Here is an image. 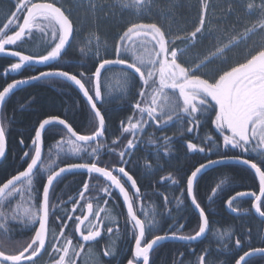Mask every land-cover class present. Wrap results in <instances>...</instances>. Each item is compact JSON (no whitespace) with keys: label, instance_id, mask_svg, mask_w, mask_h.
I'll list each match as a JSON object with an SVG mask.
<instances>
[{"label":"snow or ice","instance_id":"6c2138e0","mask_svg":"<svg viewBox=\"0 0 264 264\" xmlns=\"http://www.w3.org/2000/svg\"><path fill=\"white\" fill-rule=\"evenodd\" d=\"M122 8L133 9L136 13L143 14L149 8L150 0H117ZM201 13L198 26L187 35L179 34L173 36L170 31L165 32L157 23H130L118 35L113 46L111 55L105 45L104 54L99 51V37L95 49L89 47L95 63L94 70L88 73L80 71L73 74L59 67H53V62H58L67 47L75 38L77 29L71 18V10L57 6L56 0H17L15 11L11 12V18L0 28V54L9 52L6 46H15L23 42L25 37L33 34V29H38L42 35L41 42L46 45L45 51L38 54H25L22 51H10L12 57H18V61L12 63L7 71L18 72L26 65L44 64L47 70L40 71L22 79H13L0 90V106H3L9 95L21 85L31 81L50 77H62L75 86L86 98V103L93 114V130L89 134H79L66 119L59 116H49L39 122L34 129V137L31 139L30 150L25 151L22 160L26 162V168L18 171L5 182L0 183V234L5 237L10 231V221L21 219L23 227L33 232V235L18 247L8 250L0 246V264H36V261L45 253H48L50 264H77V258L83 252L85 246L96 242L102 236V229L107 233L114 232L112 223L114 218L110 216L101 217L100 211H94L93 203L85 200L86 193L91 192L90 180L103 177L105 186L101 189L108 196L112 195L111 189H117L123 197L127 213L125 223L131 224V234L134 240L131 258L127 264H150V253L160 242L167 239L194 241L204 237L209 230V219L205 209L201 207L194 188L198 176L203 171L215 165H227L231 162L243 164L253 170L259 180V194L256 192H236L226 203L228 207L236 212L234 202L238 198H253L251 207L259 217L264 218V43L259 47L249 49L242 62H229L228 52L236 48L241 42L248 40L250 34L257 32L264 34V0L257 5L254 2L247 3V9L259 8L260 17L250 26H245L242 32H235V25H230L232 35H228L229 29H217L220 43L210 55L199 61L183 60L187 48L194 47L195 43L204 38L206 28L205 13L209 8L208 0H200ZM92 10L95 11V0H90ZM231 12V8L228 10ZM22 18V23L20 22ZM15 29V30H13ZM11 33V34H9ZM50 34V35H49ZM199 34V36H198ZM93 37L89 38L91 45ZM177 41L185 44L180 48ZM83 52L84 49H81ZM219 60L227 67L215 70V73L204 72L208 64ZM113 67L120 69L119 77L121 84L126 89H131L137 82L140 84L136 102L133 105V115L127 117V121H121L120 135L111 140V145L105 142L106 118L101 111L104 101V89L107 81L102 80L105 72ZM138 78V81H137ZM208 114L214 115L210 120L214 125V134L206 136L199 135L202 119ZM180 124L178 129L182 134H194V139L199 143L188 140L186 150L189 153L204 154L205 162H198L194 170H189L184 177L177 178L169 174L161 180L171 181L174 185L181 182L186 183V188L181 190L183 197L185 192L191 198V204L199 212L198 230L193 235H184L183 224L178 227L170 225L163 234H154L159 230V221L153 211L151 218L147 212H143L144 218L138 214L136 205L140 199V189L137 180L126 170L131 163V155L139 146L140 134L144 133L146 127H155L164 130L172 124ZM62 125L69 135L67 140L61 138L56 145V156L61 154L82 156L87 155L89 159L80 163H68L64 167L53 168L54 160L46 165L42 156L43 133ZM127 134V135H125ZM165 151L171 143V138H163ZM121 140H126L120 149ZM23 145L24 141H20ZM156 143V141H152ZM67 145V148H65ZM102 149H107V154L115 156V162L101 166L103 160L100 158ZM120 149V150H117ZM6 153V127L0 123V158ZM215 155L216 158H210ZM51 157V151H49ZM76 169H83L89 174V180L83 183L79 191V199L69 197L73 204L72 213L77 207L81 208V215H68L67 220L73 221L72 234H66L67 221L62 217H55L61 223L58 234L50 231V209L57 207L51 204L50 192L54 188V182L64 173ZM93 174H96L93 176ZM46 175V182L42 184V194L37 200L34 198V184L38 178ZM221 183H224L223 181ZM130 185L135 191L132 195L125 187ZM212 189L215 195L217 188ZM20 197L30 202L29 206L23 207L17 204L9 212L6 210L8 202ZM164 204L170 201L164 196ZM177 204H182L183 199L176 198ZM85 200L81 205L80 201ZM107 203V201H105ZM86 208V213L84 212ZM55 216V212L51 213ZM171 215V212L168 213ZM95 217V222L90 220ZM108 220V224L104 223ZM92 226L82 228L85 222ZM117 230L118 227H117ZM80 238L79 250L74 248L75 235ZM151 235V239L148 236ZM250 237V232L248 233ZM229 236V247L231 236L228 232L220 234L221 240ZM4 243L0 240V245ZM234 249L238 258L235 264H249V259L257 254L264 256V247H248L244 251V242L241 238H235ZM242 252V254H239ZM107 249L104 250L105 257L113 255ZM181 255H183L181 253ZM208 251L200 254L195 264H208ZM179 264H184L183 260Z\"/></svg>","mask_w":264,"mask_h":264},{"label":"trees","instance_id":"16d2710c","mask_svg":"<svg viewBox=\"0 0 264 264\" xmlns=\"http://www.w3.org/2000/svg\"><path fill=\"white\" fill-rule=\"evenodd\" d=\"M249 2H254L259 5L261 0H209V8L205 19L208 31L205 32L202 41L198 40L194 47L189 48L190 51L204 57L210 55L220 43L217 40V36L219 35L217 29H229L227 34L232 35L233 30L229 28L230 25L234 24V31L239 33L243 31L245 26H250L252 23H255L260 17L259 8L247 9V3ZM16 3L17 0H0V28H3V25L11 18L10 13L15 11ZM229 8H231V12L228 11ZM200 13V0H150L149 8L138 19L134 18L133 21H130L129 18L124 16L123 21L121 20L118 24H104V28L111 34L109 36L113 42L112 46H114L118 35L122 33L126 26L133 22H155L166 33L170 31L174 38L175 35H187L194 30L198 26ZM261 43H264V34L259 32L250 34L247 41L241 42L236 48L228 52V58L243 60L249 49L259 47ZM177 45L180 48L186 46L180 41H177ZM40 48L45 51V47L40 46ZM112 50L108 58H114L111 55ZM94 63L95 61L92 57L83 58L77 48L71 47L55 67L62 68L73 74H77L80 71L88 73L89 70H94ZM119 72L120 69L118 67H113L105 72L102 77V80L107 81L104 89L105 102L102 105H98V107H101V111L106 118L107 130L105 133V142L108 145H111V140L120 135L121 121L126 122L127 117L133 115V105L136 102L137 93L140 88V84L137 82L131 89H126L120 82ZM60 83L62 84L60 86V92L51 89L50 86L42 87L41 85H33L15 96L17 104L13 106L12 103L8 109V113L12 111L15 114V124L8 137L11 151H9L6 161L0 165V183L5 182L26 167V162L24 161L17 167L19 160L15 162L13 157L16 154L23 156V153L27 150L26 147L31 144V139L34 137L33 127L41 118L61 115L79 133L89 134L93 130V114L84 99L75 89H72L65 82H58L54 86H58ZM70 92H73V96L80 101L79 104L81 103L82 107H79V104H75L74 101H68L67 97ZM65 113H68V115H65ZM210 116L211 114H208L206 118ZM7 123L9 128L11 123L9 121ZM180 128L181 125L177 123L162 131L155 127L144 131L142 137L144 139L140 142L142 148L140 147L138 150L134 149L130 157L132 162L126 166V169L130 170L134 179L137 180L140 190L144 191L152 186L151 188L158 189L164 194L156 193V199L154 198L151 201V205L155 201L156 206L150 209V213L148 214L149 218H151L153 211H155L156 219L159 221V230L154 234H163L169 229L170 225L178 227L179 224L184 225L182 229L184 235H193L198 230L199 216L191 206L186 192L183 197L181 196V190L186 188V183L181 182L179 185H174L170 182L169 187L167 183L161 182V178L167 177L169 174L177 178L183 177L178 171L183 173L186 171L189 172V170H194V166L198 162H204L206 160L204 154L187 152L186 142L188 140H193V142L197 143L199 141L195 140L194 136L188 135V133L182 134L178 131ZM208 134L209 132L207 134H201L200 136H206ZM164 136L171 138V143L167 146V151H165L162 139ZM21 140L24 141L23 145L20 142ZM47 140V146L49 147L51 146V142L49 141L52 140L49 134H47ZM122 141L120 144L123 148L126 140L123 143ZM152 141H156V143H152ZM65 148H67V145H65ZM139 155L149 156L152 160L159 158L165 160V168L157 171L155 180H149L143 175V171L145 169L149 171V168L142 162L138 165L140 161L138 159ZM68 157H73L74 159L72 160ZM85 158L89 157L87 155L72 156L63 153L57 158L55 151V158L50 159L56 161L55 164H58V160L63 162L62 164H66L84 162L86 160ZM210 158L215 159L216 156L212 155ZM41 177L34 185V188L38 190V192H35L39 195L38 199L40 198V194H42V184L46 180V175H42ZM73 177V181L70 182L71 192L81 188L87 176L83 173L70 176V178ZM222 181L224 183H221ZM217 185H220V187L217 188L214 195L212 189L216 188ZM154 186L157 188H154ZM242 191L259 192V181L247 166L223 165L202 175L196 185L195 194L198 202L205 209L209 218V233L203 241L194 245L175 242H170V244L165 243L162 246L164 250L159 256L158 264H168L169 257L170 264H177L180 260H183L184 264H195L198 256L205 250L208 251V264H215L216 261H222L223 264L226 262H228L227 264H235V259L238 258L237 251L234 249L236 235H244L241 237L244 242V247L262 246L264 240L261 232L264 221L253 214L251 207L252 200L237 199L234 202L233 206L240 213L238 215H232L226 210V201L235 195L236 192ZM165 195L168 196L170 201L167 206H165L163 199ZM176 198L183 199V203L178 205ZM169 211L171 215L168 214ZM225 232H228L231 236V243H229L228 248H225L229 250V253L222 255L221 258L218 257L219 251L217 247L224 248L222 245L228 243L229 236H224L223 240L220 237V234ZM249 232L250 237L248 235ZM243 250L245 251V248ZM239 254H242V252ZM228 256L232 257L230 262L227 260ZM249 264H256V262L251 260Z\"/></svg>","mask_w":264,"mask_h":264},{"label":"flooded vegetation","instance_id":"af4514ba","mask_svg":"<svg viewBox=\"0 0 264 264\" xmlns=\"http://www.w3.org/2000/svg\"><path fill=\"white\" fill-rule=\"evenodd\" d=\"M48 2H52V0H48ZM56 3H57V6H63L64 9H70L71 10V18L73 19V21L75 23V27L77 29V32H76L75 38H74V39H76L78 36V25H79L78 17L75 14V13H77L76 8L85 7V4H84L85 2L80 3L79 0H56ZM20 21L22 23V18ZM13 30H15V29H13ZM9 34H11V33H9ZM42 35L43 34H41L37 29H33V34L30 37H26L23 42H19L17 45L9 46L7 48L9 49V52L10 51H22L25 54L43 53L44 51L41 50L40 46L46 47V45L41 42ZM33 42H34V44H33ZM74 45H75V43L73 44L72 47H74ZM17 61H18L17 59H14V58L9 57V56L8 57L3 56L2 54H0V90H2V88L4 86H6L7 83H10L13 79L26 78V77H29L31 75H35L40 71L47 70V67H35V66H31V65H26L21 70H19L18 72L12 73V72L7 71L9 69V66L12 63L17 62ZM55 66L56 65H53V67H55ZM58 82H63V81L58 80V79H49V80H42V81L34 82L30 85H27V86L21 88L20 90L18 89L17 91H15L10 96V98H8L6 100V102L2 108V111H1V121L6 127V140H7V144H8V151H7V155H5L6 157L4 158V160L2 162H0V165L6 161V159L8 158V155H9V151H11L8 137H9L10 131L13 129L14 125L11 124V126L8 128L7 115H8V109H9L10 105H12V103H13V106L15 104H17L16 103L17 101L15 100V96H17L23 90L27 89L29 86H33V85H41L42 87L50 86L51 89H53L57 92H60V86L62 84L60 83L58 86H54V85H57ZM72 89H74V87H72ZM65 115H68V114H65ZM56 116H59L61 119H66V118H63L61 115H56ZM46 118L47 117L41 118L39 120V122H41L42 120H44ZM212 118H214V115L211 114V116L209 118H203L202 119V125L198 130L199 135L207 134L208 132H209V134H214L212 131L214 129V125H212L210 122V120ZM39 122L35 124V126L33 127V130L39 126ZM173 125H175V124H172L170 126H173ZM149 128H152V127H146L145 131ZM73 129H74V127H73ZM47 134H49V136H51V139H52L51 141H49V142H51V146H49V147L47 146V142H48ZM69 135L70 134H68L66 132V129H64L62 127V125H56L54 128H50V129L45 131V133H44V158H43L45 164L50 162L49 161L50 158H53V159L55 158V153L52 154L51 157H49V154H47L49 152L48 148L50 149V151L54 150V152H55L56 151V145L61 140V138H63L64 140H67L69 138ZM143 135H144V133L140 134V141H142L144 139V138L142 139ZM188 135L194 136V134H188ZM124 141L125 140H123L122 143ZM30 146H31V144L28 147H26L27 148L26 151L30 150ZM140 147L142 148V146H140V143H139V146L136 148V150H138ZM121 148L122 147L120 144V149ZM120 149H117V150H120ZM100 158L103 160V162L105 161V163L101 164V166H105V165H108L109 163L115 162V160L117 159V157L110 156L107 153H105V154L102 153ZM131 162H132V160H131ZM60 164H62V163H60ZM140 164H141V161L138 162V165H140ZM60 167H64V165H60ZM56 168H57V166H56ZM77 174H79V173H77ZM77 174H74V175H77ZM86 176H87L86 180H89L88 173ZM41 178H43V177H41ZM40 179L38 178L37 180L39 181ZM73 179H74V177L70 178L67 176L59 178L58 181L54 184V188L50 193L51 204L56 205L57 207H55L54 209H50V225L49 226H50V231L55 232L57 234L59 232V228L56 225L60 224L61 222L59 220H56L55 217H62L64 221H67L68 227L65 229V232H66V234L70 235V234H72V230L74 228V223H73V221L67 220V216L68 215H73V216L81 215V208L79 206L77 207L76 212L72 213L73 204L71 202H69V197H73L74 199H79L78 193L83 188V186H82L81 188L75 189L74 191L71 192L70 191V189H71V183L70 182H72ZM45 182H46V180L44 181V183ZM89 182H90V186H91V192L86 193L85 200H88V201L93 203L94 211H100L101 209L104 210V211H101V217L102 218L105 217L106 215L114 218V222L111 225V226H113L114 232L112 234H109L105 230L102 229V236L97 238L96 242H92V243L87 244L85 246L83 252H81L79 258H77V264H127V259L131 258L132 249L134 247V240H133L132 234H131V224L125 223V217H126V213H127L126 205L124 204V201H123L121 195L115 189L110 190L112 192L111 196H108L101 191V189L105 186L104 179H101L100 177H98V178L90 180ZM161 182L167 183V185L170 187L171 181H168V180L162 181L161 180ZM35 184H36V182H35ZM125 187L129 190L130 195H132V193L135 191L134 189L130 188L129 184H126ZM138 187H139V185H138ZM154 188H157V187L154 186ZM139 189H140V187H139ZM155 193H162V192L159 191L158 189L156 192L153 191L151 193H148L147 189L144 191L140 190V199L136 205V208H137L138 214L141 215L142 219L144 216L143 212H147L149 214L150 209H152L153 207L156 206L155 201H153L152 205H151V201L155 198V195H156ZM38 196L39 195L37 193H34L35 199H38ZM85 200L80 201V204L84 205ZM105 201H107V203H105ZM29 203L30 202L26 201V199H21L20 197H17L16 199L8 202V205L6 206V210L10 212L13 207H15L17 204H20L21 205L20 211L22 212L23 207L29 206ZM141 209H143V212H141ZM52 211L55 212V216H53L51 214ZM84 212L86 213V208H84ZM90 220L95 222V217H90ZM104 223L107 225L108 220H105ZM91 226L92 225L86 221L85 225H82V228H88ZM8 227H9L10 231L8 232L6 237L3 234H0V240L4 241V243L0 246L6 247L8 250H11V249L18 247L20 244H23L24 242H26L33 235L32 231H30L28 228L23 227V225L21 223V219L10 221ZM117 227L119 230H117ZM261 234H262V237L264 240V226L262 228ZM148 239H151V236H148ZM79 242H80L79 235L76 234L74 237L73 246L77 250H79ZM200 242H198V243H200ZM168 243L170 244V241ZM195 244H197V243H195ZM192 245H194V244H192ZM252 247H256V246H252ZM257 247H264V243L262 246H257ZM244 248H245V251L248 250V246H246ZM105 249H107L111 252H114V254L105 257L103 255V252ZM217 249L219 251L218 257L222 258V255L229 253V250H227L225 248L217 247ZM163 250H164V248L161 246V247H158L157 249H154L153 252L150 253V264H158L159 259H160L159 256H160V254H162ZM230 253H232V252H230ZM251 260L255 261L256 264H258V263L264 264V256L252 257L249 259V262ZM36 264H50V258H49L48 253L43 254L36 261ZM168 264H170V257L168 259ZM215 264H223V262L222 261H216Z\"/></svg>","mask_w":264,"mask_h":264},{"label":"rangeland","instance_id":"374dc122","mask_svg":"<svg viewBox=\"0 0 264 264\" xmlns=\"http://www.w3.org/2000/svg\"><path fill=\"white\" fill-rule=\"evenodd\" d=\"M79 2H85V7L76 8L77 13L75 14L78 17V28H80V30L78 31V36L74 41V46L77 48L83 58L92 56V52L89 51V47L93 48V50L95 49L97 41L94 37H99V51H104L106 45L108 52H111L113 48V42L109 36L111 35L110 32L105 30L104 24H118L121 20H124V16L129 18L130 21H133L134 18L138 19L142 15L136 13L133 9L122 8L121 5L117 3V0H95V11L92 10L90 0H79ZM90 37H93L91 45L88 43ZM81 49H84V51L82 52ZM203 57L204 56H201L200 54L196 55L194 52L190 51L189 48H187L182 59L191 62L193 60H202ZM242 61V59L238 58H229V62L231 63ZM219 66L221 68L227 67V65L221 64L219 60H215L208 64V66L203 69V71L210 72V70H217L219 69ZM54 153V150H51V155ZM47 154H49V152Z\"/></svg>","mask_w":264,"mask_h":264},{"label":"bare ground","instance_id":"6f19581e","mask_svg":"<svg viewBox=\"0 0 264 264\" xmlns=\"http://www.w3.org/2000/svg\"><path fill=\"white\" fill-rule=\"evenodd\" d=\"M80 30V28H78V31ZM70 99H69V98ZM68 97H67V99H68V101L69 100H71V102H73L74 101V103L76 104H79V100L76 98V97H74L73 96V92H70L69 94H68ZM79 107H82L81 106V103L78 105ZM12 111H9V113H8V115H7V119H8V121L11 123V124H15V114H13V112L11 113ZM65 114H68V113H65ZM46 117V116H45ZM48 117V116H47ZM22 158V155L21 154H16L14 157H13V160L16 162L17 160H19L18 161V163H17V167H19L22 163H23V160L21 159ZM69 159H74L73 157H68ZM138 159L144 164V165H146L147 166V168H149V171H147L146 169L143 171V175L147 178V179H149V180H155L156 179V175H157V171L159 170V169H163V168H165L164 167V163H165V160L164 159H156V160H152L151 159V157H149V156H145V155H139L138 156ZM56 162V161H55ZM153 162V163H152ZM205 162V161H204ZM57 165L56 164H54L53 165V168L54 169H58V167H60V165H66V164H60V163H63V162H60L59 160L57 161ZM169 165H170V162H169ZM56 166H57V168H56ZM167 168V167H166ZM216 168H218V167H216ZM167 169H169V168H167ZM213 169H215V168H213ZM212 170V169H211ZM155 172H156V174H155ZM179 172V174H181V176H183L184 177V175H185V173H189L188 171H186V172H180V171H178ZM73 175V173H67L66 175H64V176H67V177H70V176H72ZM64 176H62V177H64ZM152 186H150V187H148V189H147V192L148 193H151V192H156L157 190L156 189H153V188H151ZM152 189V190H151ZM156 194V193H155ZM192 206V205H191ZM193 207V206H192ZM193 209H194V207H193ZM195 210V209H194ZM196 211V210H195ZM196 214L199 216V214L196 212ZM207 215V214H206ZM209 219V218H208ZM244 235H236L235 237L236 238H241V237H243ZM180 244H182V243H180ZM231 256H228L227 257V260L230 262L231 261ZM169 259V258H168ZM228 262H226V263H224V264H227Z\"/></svg>","mask_w":264,"mask_h":264},{"label":"water","instance_id":"95a60500","mask_svg":"<svg viewBox=\"0 0 264 264\" xmlns=\"http://www.w3.org/2000/svg\"><path fill=\"white\" fill-rule=\"evenodd\" d=\"M72 42H73V40H72ZM72 42H71V44H72ZM6 47H9V46H6ZM69 47H71V45L69 46ZM69 47H67L66 48V50H65V53H66V51L68 50V48ZM10 52H7V53H4V54H2L3 56H9V57H12L10 54H9ZM64 53V54H65ZM64 54H63V56H64ZM62 56V57H63ZM12 58H14V59H17L18 60V57H12ZM54 63H56V62H53V64ZM52 64V65H53ZM31 66H35V67H48L47 65H44V64H32ZM56 78H59V79H62V80H64V81H66L64 78H62V77H56ZM36 81H38V80H36ZM36 81H31L30 83H28V84H25V85H21V86H19L17 89H15L10 95H9V97L8 98H10V96L15 92V91H17L18 89L20 90L21 88H23V87H25V86H27V85H30V84H32V83H34V82H36ZM66 82H68V81H66ZM68 83H70V82H68ZM71 84V83H70ZM75 87V86H74ZM76 88V87H75ZM77 89V88H76ZM78 90V89H77ZM79 91V90H78ZM80 92V91H79ZM80 94L82 95V93L80 92ZM82 97H83V95H82ZM7 98V99H8ZM6 99V100H7ZM83 99H85L86 100V98H84L83 97ZM4 106V105H3ZM3 106H0V123H1V111H2V108H3ZM45 133V132H44ZM44 133H43V153H42V156H43V154H44ZM7 151H8V144H7V140H6V153H5V155H7ZM6 156H4L3 158H0V162H2L3 160H4V158H5ZM229 164H239V163H235V162H231V163H229ZM240 165H243V164H240ZM218 166H222V165H215V166H212V167H210V168H208L207 170H205V171H203V173L201 174V175H199L198 176V179H197V182H198V180H199V178L202 176V175H204L206 172H208V171H210L211 169H213V168H216V167H218ZM253 171V170H252ZM74 172H86V170H83V169H76V170H73L72 172H69V173H74ZM254 172V171H253ZM67 173H64V174H62V176H64V175H66ZM96 175V174H95ZM61 176V177H62ZM61 177H59V178H61ZM58 178V179H59ZM101 178H103V177H101ZM104 179V178H103ZM56 182H54V184H55ZM197 184V183H196ZM195 187H196V185H195ZM118 193H119V191L117 190V189H115ZM120 194V193H119ZM194 194H195V189H194ZM121 195V194H120ZM121 197H122V195H121ZM189 198V201H190V203H191V198L190 197H188ZM242 198H250V197H242ZM122 199H123V197H122ZM238 199H240V198H238ZM192 205V204H191ZM194 207V206H193ZM195 209V208H194ZM227 209H228V211H230L231 213H233V214H236L237 213V211L236 212H233L229 207H228V205H227ZM196 210V212L199 214V212H198V210L197 209H195ZM253 212H254V214L258 217V218H260L261 220H264V218H262V217H259V215L257 214V213H255V210L253 209ZM210 227V226H209ZM207 234H208V231H207V233H206V235L204 236V237H201V238H197L196 240H194V241H187V240H177V239H167V240H164V241H162V242H160L159 243V245L158 246H160V245H162V244H165L166 242H171V241H173V242H183V243H196V242H198V241H201V240H203L206 236H207ZM158 246H156L155 248H157ZM154 248V249H155ZM257 255H259V254H257ZM257 255H255V256H257ZM254 257V256H253Z\"/></svg>","mask_w":264,"mask_h":264}]
</instances>
